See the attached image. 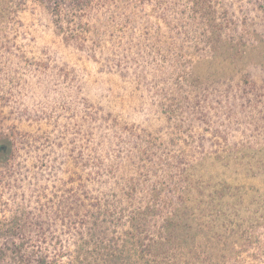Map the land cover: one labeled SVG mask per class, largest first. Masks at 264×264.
Here are the masks:
<instances>
[{
    "label": "trees",
    "instance_id": "obj_1",
    "mask_svg": "<svg viewBox=\"0 0 264 264\" xmlns=\"http://www.w3.org/2000/svg\"><path fill=\"white\" fill-rule=\"evenodd\" d=\"M25 1L0 0V31ZM36 1L77 47L107 32L122 44L130 30L137 54L149 56V89L168 119L180 114V129L189 130L184 148L240 152L238 159L264 169V86L240 70L210 82L190 71L193 50L207 48L232 62L258 51L264 66V0L250 3L262 16L254 31L249 14L238 22L223 0ZM197 127L202 134L194 137ZM10 134L0 131V239L9 241L0 243V264H264V201L253 210L242 185L196 183L186 168L178 170L195 153L182 149L165 165L162 136L105 126L98 141L86 138L79 152H66L61 143L38 148ZM32 172L42 173L44 184L28 209L32 204L15 201L33 194L24 190Z\"/></svg>",
    "mask_w": 264,
    "mask_h": 264
},
{
    "label": "rangeland",
    "instance_id": "obj_2",
    "mask_svg": "<svg viewBox=\"0 0 264 264\" xmlns=\"http://www.w3.org/2000/svg\"><path fill=\"white\" fill-rule=\"evenodd\" d=\"M253 1L223 0L224 9L239 18L238 22L249 14L247 21L251 31L258 30L262 16L252 9L250 3ZM15 9L0 31V131L9 134L14 131L10 134L14 140L25 137L38 148L46 143L58 147L61 143L66 152L72 149L79 152L77 145L86 138L93 140V136L94 141H98L105 126H111L112 130L115 126H133L136 131L163 137L161 150L164 152L161 154L165 165L167 161H176V155L182 149L195 153L192 147L184 148L189 130L180 129L184 128L181 115L169 120L149 89L151 76L147 71L151 64L146 60L149 56L137 54L133 45L138 37L132 39L130 30L122 44L116 32H107L100 42L93 39L84 47H77L57 32L53 17L39 1L26 0ZM142 31L138 30L135 35H141ZM195 51L190 62L193 77L199 76L210 82L240 70L264 86V66L258 51H251L234 62L219 55L220 50ZM242 114L244 118L248 115L247 112ZM202 130L197 127L194 137L201 135ZM232 131L233 135L229 136L238 139L240 131ZM211 135V132L205 134ZM213 135L223 139L218 133ZM86 152H90L89 146ZM239 153L216 155L200 149L185 156L178 170L186 168V173L196 183L242 185L245 200L254 210L264 201V169L256 162L251 163V168L246 158L236 157ZM52 157H56L55 153ZM35 161L37 159L30 156L27 164L32 167ZM57 164L60 165V161ZM44 168L46 175L50 171L49 162ZM63 168H69L68 160ZM43 179L42 173L32 172L30 181L33 182L24 190L27 194L31 190L34 192L28 200L19 197L16 205L32 204L26 206L28 209L36 207L41 195L39 190L43 188L39 184H44ZM17 191L23 194V189ZM8 242L0 239V243Z\"/></svg>",
    "mask_w": 264,
    "mask_h": 264
}]
</instances>
